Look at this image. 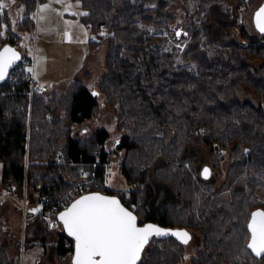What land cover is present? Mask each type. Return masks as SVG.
<instances>
[{"label":"trees","instance_id":"trees-1","mask_svg":"<svg viewBox=\"0 0 264 264\" xmlns=\"http://www.w3.org/2000/svg\"><path fill=\"white\" fill-rule=\"evenodd\" d=\"M26 1L30 10L21 26L32 31L38 0ZM80 1L82 19L97 33L90 45L106 43L109 72L99 88L106 104L117 107L119 127L126 130L119 145L127 151L122 172L134 187L103 192L119 195L141 224L156 222L169 231L200 229L204 246L195 264L262 261L264 254L256 256L248 247L247 225L253 210L264 208V36L252 37L234 10L248 0H197L198 11L205 13L183 53L193 67L178 64L176 53L167 47L176 21L172 0ZM4 17L6 11L0 10V27ZM235 27L241 41L231 39ZM179 35L175 31V39ZM8 43L15 42L0 49ZM30 87L26 69L18 82L0 80V169L1 186L22 197L29 192L36 207L42 193L50 199L64 195L81 179L83 169L103 182L111 132L103 127L90 136L74 135L76 125L102 111L97 90L83 80L50 96L36 91L31 97ZM198 138L220 160L221 152L230 155L225 193L201 190L186 166L196 158L187 149ZM58 151L65 161L55 159ZM157 175L165 177L163 184L172 196L155 207ZM209 180L202 176V181ZM3 206L0 201V210ZM58 214L35 213L27 225V242H46ZM4 226L0 221V236ZM55 244L60 257L73 259L74 239L64 228ZM184 255L177 237L155 236L139 264H180ZM0 264L20 262L0 244Z\"/></svg>","mask_w":264,"mask_h":264},{"label":"rangeland","instance_id":"rangeland-1","mask_svg":"<svg viewBox=\"0 0 264 264\" xmlns=\"http://www.w3.org/2000/svg\"><path fill=\"white\" fill-rule=\"evenodd\" d=\"M0 5H3L0 10L6 11V17L0 27V46L14 41L19 51L23 53V58H27V53L32 56L34 79L38 84L48 87L43 94L48 96L63 94L78 78L91 83V87L99 92L98 98L102 102V111L96 117L76 125L73 130L75 136L82 137L90 136L103 127L111 132L107 142L110 161L107 165L105 180L100 182L96 177L94 181L92 180L91 190L97 187L102 191L132 190L134 187L128 183L122 172L127 151L119 146L126 130L119 127L117 107L106 104L104 93L99 88V82L109 72L106 66V43L95 48L90 45L97 33H94L82 19L84 8L81 1L38 0L34 12L35 28L32 31L21 26L30 10L29 1L0 0ZM197 7V0H172L171 2V10L176 15V21L173 24L174 31L168 36L167 47L176 53L177 63L187 67H193L196 64L188 61L183 53L191 41L193 29L196 25H200L205 13L199 12ZM261 7H264V0H248L247 3L234 9L252 37L264 36V32H261L256 24V13ZM146 27L154 33H162V30L153 25H146ZM178 30L180 35L175 39V31ZM231 39L242 40L239 28L235 27L231 30ZM187 153L196 156L194 160L187 162L186 166L201 190L214 188L212 192L225 193L227 170L231 163L229 153L221 152L224 155L220 160L201 138L188 147ZM205 165H210L212 168L209 181H202L201 173ZM91 174L90 170V176ZM157 177L160 180H156L159 181V191L155 199V207L162 199L172 196L169 188L163 184L166 183L165 177L159 175ZM1 179L0 169V201L4 202L0 210V221L5 225L3 235L0 236V244L6 249L10 258L18 260L20 264H72L71 255L65 258L57 254L55 241L58 240V234L63 231L62 224L57 220H51L49 225L51 232H48L46 242L35 238V235L31 236L35 239L27 242L29 237L27 225L33 221L32 218L36 213L34 201L29 192L22 197L2 187ZM176 197L182 199L183 196L177 194ZM188 231L191 235L184 245L185 255L180 264H195L194 259L198 257L199 250L204 246V234L200 229ZM251 263L262 264L264 258L262 261L253 259L247 264Z\"/></svg>","mask_w":264,"mask_h":264},{"label":"snow or ice","instance_id":"snow-or-ice-1","mask_svg":"<svg viewBox=\"0 0 264 264\" xmlns=\"http://www.w3.org/2000/svg\"><path fill=\"white\" fill-rule=\"evenodd\" d=\"M256 24L264 32V7L256 13ZM17 59L19 56L13 49L4 48L0 53V80L5 78L7 69ZM203 174L207 177L209 170L204 168ZM59 220L68 235L74 237V264H138L153 235L171 234L183 243L190 239L185 231L169 233L151 224L138 227L132 211L122 206L119 200L99 194L76 200L60 213ZM247 227L251 233L248 247L256 256L264 254V211L252 213Z\"/></svg>","mask_w":264,"mask_h":264},{"label":"built area","instance_id":"built-area-1","mask_svg":"<svg viewBox=\"0 0 264 264\" xmlns=\"http://www.w3.org/2000/svg\"><path fill=\"white\" fill-rule=\"evenodd\" d=\"M23 69L27 70V76L30 80L31 87L29 89V93L31 97L33 96L34 92L39 91L43 93L48 88L47 86L40 85L36 82L33 75V59L28 58H22L19 63L11 70L8 78L12 83L18 82L19 73ZM29 69H32V71H29ZM55 159L60 162L65 161L66 158L62 156L60 152H57L55 154ZM92 180H95V172H92L90 176V170L83 169L81 172V179L74 183L72 188L61 197L50 199L47 193H42L41 196H39L36 204V213H59L64 208L68 207L79 196L92 191ZM25 213L27 215L26 208Z\"/></svg>","mask_w":264,"mask_h":264},{"label":"water","instance_id":"water-1","mask_svg":"<svg viewBox=\"0 0 264 264\" xmlns=\"http://www.w3.org/2000/svg\"><path fill=\"white\" fill-rule=\"evenodd\" d=\"M6 47H7V48H11V49H13V50L18 54L19 59L15 60V61L12 63V65L7 69V75L5 76V78H4L3 80L7 79V77H8V75L10 74V71L12 70V68H14V67L19 63V61L22 59V52L19 51V49H18V47L16 46V44H10V43H8V44L4 45V46L0 49V53H3V50H4V48H6ZM9 55H10V54H9ZM96 94H97V96H98L99 92L97 91ZM204 168H207V169L209 170V174L207 175V177H205V175L203 174V169H204ZM204 168L202 169V173H201L202 176H203L204 178H210V176H211V174H212V168H211V166H210V165H205ZM92 194H99V195H101V196H105V197H109V198H115V199L119 200L120 203L122 204V206H124L125 208L129 209L130 211L133 212L134 215H136V217H137V226H138V227H143V226H145V225H149V224H151V225H154V226L159 227V228H161V229H164V230L168 231L169 233H171V232H173V231H185V232H188V230H183V229H182V230L180 229V230L169 231L168 229L163 228L160 224H158V223H156V222H147V223L141 224L140 221H139V217H138L137 213H136L131 207H129L128 205H126V204L122 201V199L120 198V196L117 195V194H110V193L103 192V191H99V190H96V191H90V192L85 193L84 195L79 196V197H78L77 199H75L72 203H74L76 200H79V199H80L81 197H83V196L92 195ZM72 203H71V204H72ZM71 204H70L68 207H70ZM68 207L64 208L63 210H61V211L59 212V214H58V219H59V215H60V213L64 212ZM257 211H264V208H263V207H258V208H256L255 210H253L252 213L257 212ZM251 215H252V214H251ZM59 221H60V220H59ZM250 221H251V217H250L249 223H250ZM60 222H61V221H60ZM61 224H62V222H61ZM62 226H63V224H62ZM63 228H64V227H63ZM64 230H65V229H64ZM65 231H66V230H65ZM66 233H67V231H66ZM67 234H68V233H67ZM70 237H71V236H70ZM154 237H155V235H153L152 237H150L149 242L145 245V248H144V250H143V252H142V254H141V258H142V256H143V253H144L146 247L148 246V244L151 242V240H152ZM72 238L74 239V237H72ZM250 242H251V238H250ZM74 245H75V240H74ZM253 253H254V252H253ZM254 254H255V253H254ZM255 255H256V254H255ZM261 255H262V254H261ZM261 255H260V256H261ZM74 256H75V249H74V254H73L72 264H74ZM139 262H140V261H138V264H139Z\"/></svg>","mask_w":264,"mask_h":264},{"label":"flooded vegetation","instance_id":"flooded-vegetation-1","mask_svg":"<svg viewBox=\"0 0 264 264\" xmlns=\"http://www.w3.org/2000/svg\"><path fill=\"white\" fill-rule=\"evenodd\" d=\"M187 233L189 234V236L191 235V234H190V231H188ZM180 241H181V240H180ZM181 242H182V241H181ZM182 243H183V242H182ZM183 244L185 245L186 243H183Z\"/></svg>","mask_w":264,"mask_h":264},{"label":"crops","instance_id":"crops-1","mask_svg":"<svg viewBox=\"0 0 264 264\" xmlns=\"http://www.w3.org/2000/svg\"><path fill=\"white\" fill-rule=\"evenodd\" d=\"M89 86H91V83H89V82H86Z\"/></svg>","mask_w":264,"mask_h":264},{"label":"bare ground","instance_id":"bare-ground-1","mask_svg":"<svg viewBox=\"0 0 264 264\" xmlns=\"http://www.w3.org/2000/svg\"><path fill=\"white\" fill-rule=\"evenodd\" d=\"M96 174V173H95Z\"/></svg>","mask_w":264,"mask_h":264}]
</instances>
